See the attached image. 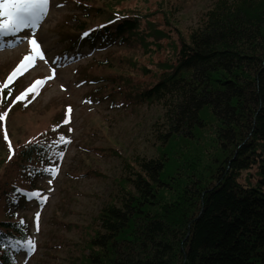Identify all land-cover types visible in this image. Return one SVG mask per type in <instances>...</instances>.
Segmentation results:
<instances>
[{
  "label": "trees",
  "instance_id": "1",
  "mask_svg": "<svg viewBox=\"0 0 264 264\" xmlns=\"http://www.w3.org/2000/svg\"><path fill=\"white\" fill-rule=\"evenodd\" d=\"M72 2L82 15L59 35L75 50L116 43L147 55L138 78L117 69H134L124 54L106 59L101 70L116 73L96 96L117 93L121 104L158 105L162 115L155 155L122 158L127 172L85 227L79 259L70 264H264V0H216L185 35L163 2L154 11L118 0ZM18 86L11 99L0 90V112H7L0 120V264H16L31 238L12 211L16 199H42L33 182L56 169L67 141L57 126L41 133L38 115L19 110L33 93L11 103L26 89ZM67 116L63 106L53 125Z\"/></svg>",
  "mask_w": 264,
  "mask_h": 264
},
{
  "label": "rangeland",
  "instance_id": "2",
  "mask_svg": "<svg viewBox=\"0 0 264 264\" xmlns=\"http://www.w3.org/2000/svg\"><path fill=\"white\" fill-rule=\"evenodd\" d=\"M167 1L118 0L124 8L148 7L153 11L155 5L163 2L175 31L177 29L184 35L200 26L204 13L216 0ZM91 3L97 4V0H91ZM80 15V8L72 0H49L47 13L37 28L23 29L8 41L0 40L2 81V75L14 65L11 74L23 57L32 51L28 40L18 37L25 34L35 36L45 60L37 59L26 71L17 74L9 82V90L15 91L18 83L27 88L35 80L43 79V85L32 94L28 103L24 102L18 108L20 111H31L27 113L35 118L38 115L41 133H48L49 128L55 129L57 126L67 139L55 173L40 175L33 182V187L40 190L42 199L27 200L19 195L16 208L12 209L18 216L24 217L27 238L31 237L30 240L34 242L31 251L27 249L16 254L18 264L76 263L74 260L79 259L85 239V227L94 224L98 210L116 190L117 178L127 172L122 158L133 161L155 155L153 130L161 123L160 106L121 104L117 93L96 96L95 91L108 83L106 75L116 73L115 69H109L107 73L101 70L102 63L110 60V56L124 54L127 60L135 63L134 69L125 65L116 68L138 78L142 67L148 64L145 61L147 55L143 56L141 49H122L124 45L115 43L92 50L85 44L77 49V53L63 57L62 53L69 51L70 46L68 41L61 40L59 34L73 28L76 24L72 18ZM170 29L174 31L173 27ZM53 67L56 69L55 76L45 79L51 76ZM86 78L101 79L103 82ZM2 91L6 94L7 90ZM63 106H66L68 115L65 123L54 126V118L56 115L62 116ZM69 106L71 112L68 111ZM20 111L17 115H24ZM13 125L16 123L13 122ZM102 148H112L121 157L110 152L101 153L99 150ZM88 167L96 174L87 173ZM80 173L85 175L76 177ZM8 177L12 179L13 175L9 173ZM36 213H39L38 217ZM3 216L4 210L0 211V219Z\"/></svg>",
  "mask_w": 264,
  "mask_h": 264
},
{
  "label": "snow or ice",
  "instance_id": "3",
  "mask_svg": "<svg viewBox=\"0 0 264 264\" xmlns=\"http://www.w3.org/2000/svg\"><path fill=\"white\" fill-rule=\"evenodd\" d=\"M48 5L49 0H0V34H10L15 36L23 29L37 28L38 23L47 13ZM91 31L92 30L89 29L88 31L82 33V36H87ZM18 39H27L28 43L32 47V51L23 57L14 71L8 76L7 80L2 85H0V90H7L6 95L8 97L13 96L12 91L9 90V82H11L17 74H22L24 71H26L34 64L37 59L41 61L45 60L44 52L41 50L40 45L37 43V39L34 35L29 36L25 34V36L18 37ZM55 73L56 69L53 67L51 76L45 79L53 78ZM43 83V79L35 80L23 92L15 95L11 103L15 104L16 102L24 100L29 93L35 94L37 89L42 86ZM61 87H63V85H61ZM4 103H8V101L5 100ZM68 111H72L70 106L68 107ZM6 115V111L0 112V120H3ZM4 139L6 141L8 140L7 133L4 134ZM60 139L64 140V137L62 136ZM8 148L9 150L12 149L11 143L8 144ZM58 155H63V153H58ZM45 171L55 173L56 169L48 168L45 169ZM33 195H38V193H33ZM36 216L38 217L39 213H36ZM25 246L27 247L28 251H31L34 247V242L32 240H28L25 242Z\"/></svg>",
  "mask_w": 264,
  "mask_h": 264
}]
</instances>
